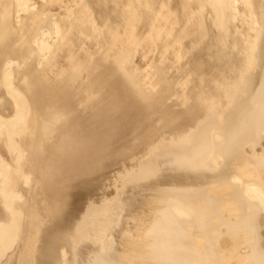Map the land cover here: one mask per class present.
<instances>
[{"label": "bare ground", "instance_id": "6f19581e", "mask_svg": "<svg viewBox=\"0 0 264 264\" xmlns=\"http://www.w3.org/2000/svg\"><path fill=\"white\" fill-rule=\"evenodd\" d=\"M3 136L0 264H264V0H0Z\"/></svg>", "mask_w": 264, "mask_h": 264}, {"label": "rangeland", "instance_id": "374dc122", "mask_svg": "<svg viewBox=\"0 0 264 264\" xmlns=\"http://www.w3.org/2000/svg\"><path fill=\"white\" fill-rule=\"evenodd\" d=\"M184 54L186 55L185 56L186 58H191L192 54H193V50H187L186 52H184ZM166 56H167L166 58H170V59L173 58V56L171 54H167ZM134 58H137V57L135 56ZM149 58H158V55L151 54L149 56ZM171 60H173V59H171ZM2 112L6 113V110L4 109ZM3 139H4V136L2 137V139L0 141V143L2 144V153L5 157L11 158V155L14 153V151L10 148V145L8 144V142L3 140Z\"/></svg>", "mask_w": 264, "mask_h": 264}]
</instances>
